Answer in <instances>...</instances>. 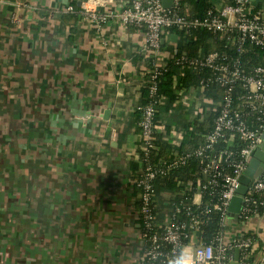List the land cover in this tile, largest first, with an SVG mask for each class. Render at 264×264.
I'll return each mask as SVG.
<instances>
[{
	"label": "crops",
	"instance_id": "1",
	"mask_svg": "<svg viewBox=\"0 0 264 264\" xmlns=\"http://www.w3.org/2000/svg\"><path fill=\"white\" fill-rule=\"evenodd\" d=\"M128 2L0 0V106L22 121L39 113L44 133L17 142L15 157H8L12 165L2 167L11 176L6 179L18 212L2 219L37 230L27 237L38 239L27 264H138L142 239L131 179L147 66L144 33L115 16L96 23L78 13L82 4L114 12ZM70 5L73 11L66 10ZM162 44L174 54L180 40L175 35ZM187 92L160 114L162 140L181 138L188 125L209 127L206 99L194 87ZM38 140L42 154L34 148ZM170 198L159 191L167 211ZM250 230L264 246V214L251 219Z\"/></svg>",
	"mask_w": 264,
	"mask_h": 264
},
{
	"label": "built area",
	"instance_id": "2",
	"mask_svg": "<svg viewBox=\"0 0 264 264\" xmlns=\"http://www.w3.org/2000/svg\"><path fill=\"white\" fill-rule=\"evenodd\" d=\"M74 9L72 5L66 7L68 11ZM78 13L96 23L115 16L121 24L142 30L143 55L151 58L150 68L143 70V83L150 100L138 106V159L142 170L131 179L133 188L138 190L137 220H141L144 227L140 229V264H231L236 249V264H254L252 258L256 264H264V246L259 245V238L250 230L251 219L264 214V174L248 188L237 218L230 223L243 225L242 232L225 240L224 229L230 225L227 224V209L236 194L238 176L250 153L261 143L264 131V59L248 68L241 62V56L253 47L264 52V0H227L222 4L213 0L203 15L194 14L184 0H171L169 7H165L162 0H129L126 6L114 12H99L82 4ZM171 27L185 32L204 29L222 40L233 54L212 50L193 58L184 53L174 58L180 70L184 66L195 71L207 70V75L194 87L202 101L206 99L204 90L210 83L219 86L220 96L207 107V112L213 114L212 126L201 134L203 144L194 151L197 157H207L200 168V177L196 178L192 191L188 181L184 190L177 193L178 199L187 198L189 203L182 208L170 201L169 211L160 216L155 208L154 179L184 164L191 156V152H184L163 164L150 160L151 154L159 149L154 135L160 130L155 124V113L158 100L162 103L161 97L156 100L153 97L159 75L173 58L161 40ZM187 95L184 91L180 98ZM197 110L202 111L201 108ZM179 138L173 141L167 136L166 140L171 139L177 144ZM236 140L239 143L235 146ZM219 142L224 146L212 152ZM207 189L215 195V200L209 199L211 206L208 203L201 206L203 192ZM192 206L200 207V210L196 211ZM211 211L219 215L218 230L207 242L200 235V227ZM181 213L185 218H179Z\"/></svg>",
	"mask_w": 264,
	"mask_h": 264
},
{
	"label": "trees",
	"instance_id": "3",
	"mask_svg": "<svg viewBox=\"0 0 264 264\" xmlns=\"http://www.w3.org/2000/svg\"><path fill=\"white\" fill-rule=\"evenodd\" d=\"M184 1L190 5V7L192 8V12H194V14L203 15L205 10L210 6L213 0H184ZM73 15H74L73 19H75L78 16L77 14H73ZM171 34H175L178 37V39L180 40V44L178 45L176 52H174L173 58L168 60L167 69L162 71V73L159 75L156 95L153 97L154 100H156L157 97H161L162 100V103L161 102L159 103L158 100V104H156V113H155V124L160 128L164 126L162 122H159L160 114H163L165 111H167L168 104L170 103L176 104L182 92L188 91V89H190L191 87H196L199 83V80L207 75V70L204 69L200 71H195L187 66H184L181 70L178 69V65L174 63V58L178 57L181 53L186 54L187 57L193 58L196 56H202L204 54H207L212 50H218L220 52L233 54V51L227 50L222 40H220L218 37H216L215 35L204 29H193L185 32L182 29L171 27L168 30V34L165 35V39H169V37H171ZM263 59H264L263 50L256 47L251 48L250 51H248L247 53L241 56V60H242L241 62L243 66H245L246 68L261 62ZM145 60L147 63L146 67L148 69L150 68L151 58L147 57L145 58ZM204 93L206 96V100L203 102L202 107H210L211 102L219 98L220 96L219 86L210 83L208 84L207 88L204 90ZM149 100L150 98L148 96L147 87L144 83H142L140 87V102H141L140 104H145ZM207 113H208L207 120L209 127L207 125L206 127H203L201 129L196 124L186 126L185 130L183 131V135L179 140L180 142L178 144H175L171 139H169V141L162 140L161 134H159V132H156L154 134L156 137V144L158 145L159 149L157 150L156 153L153 152L151 154L150 160L153 163L163 164L162 162L171 160L174 155L183 154L184 152H191V156L187 159V161L184 164L175 166L168 173L159 175L154 179V187L157 191V196L155 200L157 205L155 208L159 212L160 216L161 214L167 212V210L158 203L157 198L160 190L168 192L171 198H173V199L170 198L169 206H170V201L173 203V205H179L182 206V208L189 203L187 198L184 200L178 199L177 193L181 190H184L186 183L188 181L191 182L192 184L191 188L189 189L192 191L193 187L196 186L195 184L196 178L200 177V168L204 165V163L207 160V157L204 156L197 157L194 154L195 149L203 144L201 134L208 132L212 126L213 114L210 113L209 110ZM139 116H140V111L138 109L136 111V120L138 119ZM138 132H139V127H138ZM168 134H170V130H168L167 128V135ZM237 143H239L238 140L234 142L235 146ZM185 145L187 146L186 148H184ZM223 146L224 144L222 142H219L215 144V146H213L211 151L213 152L217 148H221ZM140 162L141 161L139 159L137 162H135L136 166H134V170H135L134 175L138 174L142 170V163ZM134 190H135L134 194L137 197L138 190L137 189ZM209 191L210 190L207 189L206 191L203 192L201 206L207 203L211 206L212 205L211 200L212 201L215 200L214 197L215 195L213 196L212 194L209 193ZM138 204L139 202L137 201L136 205L138 206ZM192 209L199 211L200 207L192 206ZM179 218H185V215L181 213L179 214ZM218 218L219 215L217 212L211 211L207 214V217L205 218V223H203L200 227L201 229L200 235L203 240L208 242L215 234V232L218 230ZM138 221L140 223L139 226L140 229H143L144 228L143 223L139 219ZM253 260H254V264H256L254 258H252V261Z\"/></svg>",
	"mask_w": 264,
	"mask_h": 264
},
{
	"label": "rangeland",
	"instance_id": "4",
	"mask_svg": "<svg viewBox=\"0 0 264 264\" xmlns=\"http://www.w3.org/2000/svg\"><path fill=\"white\" fill-rule=\"evenodd\" d=\"M2 78L4 77L2 76ZM3 80H5V78ZM26 103L30 107L31 102H24V104ZM35 115L36 116L34 117L33 114L31 118L25 117L27 121H22V116H18L17 114L13 115L12 111L5 109L4 106H0V264H27V262L31 261L32 259L31 254L36 247L34 243L38 242V239L32 241L27 239L31 233L36 234V229H34V232H32V230L26 226L22 227V225L17 228L14 227L9 220L5 221L2 219L16 216L18 213L16 207H13L12 205V195L15 193L14 186L9 184L8 180L6 179L11 176L10 174L3 172L2 170L4 169H2V167L12 165V163H9L8 157L11 153H13L15 157L17 142H20L22 145L24 143L22 141L26 138L27 140H30L28 138L29 133V137L31 140H33V142L36 141L34 140L35 136L38 135L37 138H41L43 136L44 133L41 134L43 130L40 128L42 121L38 117L39 113H35ZM16 117L20 118L15 121ZM41 119H46V122L49 118L43 117ZM55 120L56 118H52V122L48 121V124L51 123L52 127V125L55 123ZM23 122L28 125L21 126ZM11 127L12 131H10ZM17 138L19 141H17ZM41 141L42 140H38L36 146H34V148L38 147L39 154H42L43 152L41 150V146H39L42 144ZM24 160H29V158L25 156ZM21 208H23V206H21ZM23 217L25 218L26 214H23ZM224 229L225 240H228L233 234L237 232L241 233L243 225L234 223L226 225Z\"/></svg>",
	"mask_w": 264,
	"mask_h": 264
},
{
	"label": "water",
	"instance_id": "5",
	"mask_svg": "<svg viewBox=\"0 0 264 264\" xmlns=\"http://www.w3.org/2000/svg\"><path fill=\"white\" fill-rule=\"evenodd\" d=\"M165 7L171 5V0H162ZM172 39L175 35L173 34ZM163 43V39L161 40ZM264 174V131L262 133V141L258 144L250 153L246 160V166L238 176L239 185L236 189V194L231 198L227 209V224H230L232 220L237 218V214L240 210L243 196L248 188L253 184L256 178ZM238 258V250H235L234 261L231 264H236L235 260Z\"/></svg>",
	"mask_w": 264,
	"mask_h": 264
},
{
	"label": "flooded vegetation",
	"instance_id": "6",
	"mask_svg": "<svg viewBox=\"0 0 264 264\" xmlns=\"http://www.w3.org/2000/svg\"><path fill=\"white\" fill-rule=\"evenodd\" d=\"M137 222H138V230H137V236H138V239L139 240H141V236H140V223H139V221L137 220ZM141 250V249H140ZM141 257V252H140V254L138 253V264H140V258Z\"/></svg>",
	"mask_w": 264,
	"mask_h": 264
}]
</instances>
